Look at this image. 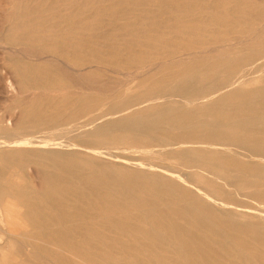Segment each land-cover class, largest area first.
<instances>
[{
  "label": "bare ground",
  "instance_id": "obj_1",
  "mask_svg": "<svg viewBox=\"0 0 264 264\" xmlns=\"http://www.w3.org/2000/svg\"><path fill=\"white\" fill-rule=\"evenodd\" d=\"M88 3L71 8L63 17V21L71 22L69 27L60 23L49 26L26 23L24 26L30 28L18 38L50 42L42 47L43 52L85 68L95 61L125 68H133L130 65L135 63L136 68H144L168 57L175 67L168 74L175 80L174 84L166 86L161 80L147 84L138 100H132L120 110L99 113L98 99L82 96L86 89L83 86L72 91L73 82L64 79L52 64L14 62V70L27 81L24 84L27 89L64 90L65 93L45 98L31 93V101L19 109V123L26 127L8 134L20 136H5L0 140V149L7 148L0 158H13L22 151L40 158L41 182L71 203L83 202L89 209L102 210L107 219L103 226L118 234L113 240L120 244L121 251L127 252L131 247L121 241L119 231H124L123 236L138 239L140 234L159 243L161 250L157 258L147 264H264V79L261 80L264 45L258 50L229 55L234 52L229 41L262 35L264 8L255 9L244 1L118 0L81 16ZM131 3L143 8L123 6ZM152 6L156 7L155 11L150 9ZM138 10L144 14L138 15ZM167 12L176 14L163 17ZM212 12L249 17L246 19L252 24L234 30H214L211 25H223L225 21L206 14ZM107 14L124 20L123 24L101 35L93 34L101 28ZM232 32L238 36L229 37L228 33ZM13 34L17 36L16 32ZM117 35L125 39L124 45L111 42ZM212 35L210 42L201 39ZM199 42L227 43L230 47L209 60L195 55L198 49L194 45ZM104 46L118 49L130 62L121 64L114 54L101 49ZM159 48L169 49L162 54L156 52ZM184 102L189 106H184ZM62 106L69 110L62 113ZM114 114L118 116H111ZM59 125H67L61 131L78 130L82 135L76 140H64L65 136L64 141L52 143L45 141L46 136L43 142L21 139L28 136L25 129L48 130ZM47 145L51 147L47 149ZM102 145L134 147L140 157L128 159L111 150L102 151L99 149ZM20 147L25 150L19 152ZM80 147L87 150L84 157L76 151ZM105 155L108 157L104 159L109 160L101 159L100 164L91 162ZM159 158L174 159L175 163L158 162ZM4 180L7 184L0 185V203L4 196L24 198L17 186H9V176ZM38 197L49 202L58 224L82 234L86 227L84 221L74 218L87 217L90 210L78 211V203L69 209V204L57 203V196L41 191ZM117 209H123L125 217L137 223L111 216L110 212L117 213ZM8 214L12 215L11 211L5 213ZM139 222L149 227L144 228ZM55 225L39 222L32 226L31 234H41L45 239L63 235V229ZM50 239L56 242L54 237ZM67 240L63 247H43L42 251L54 264H71V259L63 254L71 247ZM168 252L174 256L167 255ZM15 255L5 246L0 247L3 264H15Z\"/></svg>",
  "mask_w": 264,
  "mask_h": 264
},
{
  "label": "rangeland",
  "instance_id": "obj_2",
  "mask_svg": "<svg viewBox=\"0 0 264 264\" xmlns=\"http://www.w3.org/2000/svg\"><path fill=\"white\" fill-rule=\"evenodd\" d=\"M85 1H89V6H86V11H84V9L81 11V16H86L87 14L92 13L93 10L99 6L110 5L111 3H115L118 0H40V2L39 0H0V140L3 141V137L5 136L9 138L20 136L11 135L10 137V135L8 136V134L13 131L23 130V128L26 127L22 123H19V120L21 118L19 114V109L20 107L27 105L29 101H31L30 97L32 94H35L34 96L38 98H45L47 96H57L65 93L64 90L56 91L44 88L27 89L24 86V84H27V81L23 80V78L15 72L14 62H22L27 60L28 62H47L49 64H52L60 72L64 79L71 80L73 82L72 86L74 87H72V91L84 87L86 89L83 90L84 93L82 94V96H91L94 99H98L97 111L99 113L108 110H120L126 107L128 103L132 102V100H138L140 98L139 94L144 91V89L146 88L145 85L147 84L149 85L155 81L160 80L163 81V85L166 86L174 84L175 80L170 79L168 74L172 70H175V67H172L171 64L173 63V60L168 57L154 61L151 65L146 66L144 68H136L137 65L135 63L130 65L133 68H125L126 66L122 67L120 65H113L112 63L102 61H95L93 63H90L89 65H86L88 67L90 66V68H85V66L79 67L76 66L73 62H70L66 59L64 60L43 52L42 47L45 45V43L50 44V42H36L18 38L20 34L26 32L30 28L29 25L38 26V24H43L44 26H49L57 25L58 23H60L61 25L67 24V27L71 22L63 21V17L69 13L71 8H78ZM236 1H244L255 9L264 8V0H223L224 3H232ZM123 6L128 7L130 9L143 8L141 5H136L132 3L124 4ZM150 9H153L155 11L156 7L152 6L150 7ZM141 14H144V11H140L138 15ZM175 14V12H167L163 14V17ZM206 14L210 16H216L222 21H225V24L223 25H211V28L214 30H234L236 28L239 29L240 27L244 28L245 26L250 24L246 19L249 17L245 16L240 17L232 14L215 12ZM123 22L124 20L113 19L112 15L107 14L104 16L101 28H98L97 30L93 31V34L95 33L96 35H101L104 31H110L109 29L117 27L118 25L123 24ZM26 23H29V25L24 26V24ZM106 27L108 28V30ZM255 27L259 28L257 26ZM154 28L156 29V27H152V29ZM13 32H16L17 36L14 37L15 33L13 34ZM261 34L262 35L258 36L248 35L242 41H229L230 46L234 47V52L230 53L229 55L235 56L236 51H238L239 53H246L252 50L260 49L264 45V30ZM228 36H238V33H228ZM80 37L81 36H78V38ZM213 38L214 35L207 36V38L202 37L201 39H205V41L210 42L213 40ZM102 39L104 41L107 40L105 38H100V40ZM185 41L187 43H190L187 40ZM257 41L259 42V44ZM111 42L118 46H122L126 43L125 39L123 37H120L119 35L115 36L114 39L112 38ZM153 43L155 45H158L157 42L153 41ZM198 44L199 45H194V47H197L196 49H198L199 52H197V54L195 55H200L203 58L209 60H213L219 52L221 53L222 51H225L227 48L230 47L227 46V43L217 44L211 42L209 44H203L199 42ZM57 48L61 49L63 47L58 46ZM101 49L106 53H112V55L114 54L115 57H113L117 59V61H119L121 64L130 62L128 57L121 54L120 51L116 48L104 46ZM168 49L169 48H159L156 50V52H161L162 54H164L165 52H167ZM8 58H11L12 60H8ZM262 79H264V73H261V80ZM142 80L146 82L143 83ZM246 87H250V85ZM175 98L178 99L177 97ZM128 99H130L129 102L122 104V102ZM149 101L150 100H148V102ZM145 103H147V101L142 102L143 105L139 104V107H143ZM183 105L187 107L189 106V104L185 102L183 103ZM68 110L69 109H66V107H63L62 113H66ZM123 113H126V111L122 112V114ZM111 116L118 115L114 114ZM6 121H8V124H5ZM61 126H57L59 129L56 126H51L50 128L48 127V130H46L47 128H37V130H34L33 128H28L25 129V134L28 136L21 139L25 140L26 138H28L29 140L32 139L31 141H33L34 139H36V141H44V138L46 136L47 138L45 139V141L48 143H52L51 141L56 140L57 142L71 139L76 140L79 135H82L78 134V130H76L75 132L73 131V133H70V131H61L67 125ZM50 135L52 136V140ZM65 136L66 139H64ZM67 136L69 137L67 138ZM54 137L55 139H53ZM57 137H61V140ZM49 138L50 140H48ZM63 145H65V143ZM50 147L51 145L46 146L47 149ZM82 148L80 147L75 150L77 151V153H81V156L84 157V155H87V150L85 149L86 151H84V148ZM6 149L7 148L0 149V155L5 153ZM17 149L19 152H21V150H25L24 147H20ZM79 149L82 151H80ZM99 149H101L102 151L111 150L117 154H122L128 159L140 157V154L135 151L136 149L134 147H122V145H102ZM24 152L26 151H22V153H16L15 157L13 158H0V173L4 174L2 178L0 177V185L5 182L4 177L6 178L7 176H9V186H17V191H21L20 193L24 195V198H11L4 196V200H2L0 203V247L5 246L6 248L14 252V254H16L15 264H54L52 260L47 257V254L42 251V248H58V246L63 247L67 244L66 240L68 237L71 247L69 250H65L63 254L71 259V264H147L150 260L154 261V259L157 258L156 256L157 254H159V250H161L159 249V243L150 241L148 238L145 239L144 237H141L140 234L139 238L135 239V236H123L124 231H119L120 238L122 239L121 241L127 243L131 247L127 250V252L121 251L120 244L113 240V238L116 237V235L118 234L107 231V229L103 226L107 220L105 219V217H103V211L100 209H89L88 205L82 204L83 202L72 201L71 203V201L61 198V196L57 193L55 194L52 188H49L47 185H44L41 182V179L39 177V169L42 166L38 164V160H40V158ZM107 157L108 156L105 155L103 158L92 159L91 162H93L94 164H100L102 162L101 159ZM160 160L161 158L157 159L158 162H160ZM161 162L170 163L172 165L175 163V160L162 159ZM40 191L50 196H57V203L69 204V209H73V205L78 203V211H91L89 212L90 214H88L87 217L83 216L81 218H78L79 216L77 215L74 218L75 221L79 219L84 221L83 225H85L86 227L85 229H82V234H76L72 231H68L67 227L58 224L59 220L49 202L44 201V199L38 197V193ZM121 204L125 205L126 203ZM117 210V213L113 211L112 213L110 212V215L123 219L127 223H137V221H135L134 219L125 217L123 209ZM10 211L12 215L9 216L8 214L6 216L5 213ZM17 221L18 225L16 224ZM42 221H45L50 224H52L53 222L54 224L56 223L55 228L60 230L63 229L64 234L57 236L53 235L47 239H45V237H43V235L41 234H31V228H33L32 226L37 225V223ZM139 224L144 228L149 227V225H147L146 223L139 222ZM92 225L95 226L92 227ZM100 232H102L103 234H100ZM53 237L56 239V242L50 241V238ZM16 248L18 249V251H15ZM166 254L174 256V254L171 252H168ZM0 264L3 263L0 262Z\"/></svg>",
  "mask_w": 264,
  "mask_h": 264
}]
</instances>
